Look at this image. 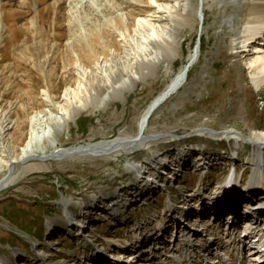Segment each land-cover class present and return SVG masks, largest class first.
<instances>
[{
  "label": "rangeland",
  "instance_id": "rangeland-1",
  "mask_svg": "<svg viewBox=\"0 0 264 264\" xmlns=\"http://www.w3.org/2000/svg\"><path fill=\"white\" fill-rule=\"evenodd\" d=\"M41 1L42 3L39 0H0V125L8 128H5L4 133L8 138L4 144L6 148L0 144V176L5 172L2 167L7 155L5 151L9 149L10 156H18L19 148L27 140L30 116L45 108L58 111L60 104L65 103L66 87L78 85L80 78L75 67L77 59L70 43L78 42L80 37L89 33L92 37H101L96 42L85 39L76 47L85 65L93 68L97 56H104L103 52L108 50L106 44L109 49L122 48L119 36L111 28L106 29L103 35L100 27L115 18L128 16V22L133 29L140 15L150 11V0H130L129 4L121 6L119 10L116 6V3L119 4L117 0H81L78 10L72 8L66 0ZM192 1L194 4L200 3V0ZM248 1L243 2L246 4ZM212 2L207 0L203 23L199 24L195 16L194 21H190L183 28V43L171 58L169 72L165 71L163 64H159L153 68L154 71L150 70L141 78L132 90L127 89L123 95L111 98L109 105L82 112L57 134L59 146L67 149L85 142L111 140L120 133L135 135L144 110L166 88L200 38V57L188 71L187 84L150 117V129L164 132L165 136L170 137L152 139L156 141L152 142L151 148L165 152L173 149V146H180L187 150L186 154L192 150L206 149V156L209 153L214 154L209 160L212 163L220 161L213 160L215 154L226 155L223 150L227 151L230 147L237 149L236 146H239L242 162L237 165L242 163L241 172L247 170L242 181L238 182L239 186H243L254 168V161H249L247 157L257 149V146L247 142L253 138L254 133L264 132V85L258 89L253 84L248 58L240 53L242 44L238 32L242 28V18L240 21L234 19L231 24L226 23L231 9L224 11L220 9V4ZM87 3H91L93 7L113 10L107 14H93L85 8ZM38 8L41 10L39 14ZM71 20L77 21L72 24ZM50 98L53 103L47 101ZM6 120H11L12 123L6 124ZM203 127L206 131L202 133L199 130L202 131ZM224 130L237 131L234 136L243 137L244 142L238 144L235 139V146L233 141L221 140L222 136L219 134ZM144 146L143 150L134 148L139 151L133 154L122 153L109 159L93 155L53 159L49 163L50 169L26 173L22 179L1 191L0 256H14L16 263L21 260L27 264H72L75 259L87 255L85 243L75 240L71 232L70 238L66 235L69 233H64L62 219L66 220L67 215L61 210L58 201L62 202V196L70 197L74 201H87L91 195H99V186H106L112 191L127 187L132 178V169L129 170L126 163L144 162L152 158V150L147 149V145ZM198 156L200 157L196 155ZM177 160L181 165L184 164L183 158ZM155 166L159 167V164ZM211 169L209 174L195 175L190 172V166L181 167L179 173H185L179 179L182 185L187 183L184 185L188 189L196 183L204 182L206 185L200 186L210 189L226 182V169L219 167L217 163H213ZM150 190L147 189L145 194ZM178 191L174 188V198L184 192L183 189ZM238 194L237 190L230 197L235 201L226 203V207L236 206ZM133 196V202L136 200V212L132 218L134 217L135 223L140 222L139 225L147 224L145 232L150 233L148 230L154 228L151 223L155 224L156 215L164 221L169 197L162 190L157 191L156 195H144L141 202L137 199L142 195L137 194L136 197L132 194L131 197ZM71 207L76 206L72 204ZM93 217L90 220L93 227L87 228V236L97 239L99 246L108 244L114 249L119 246L118 242L108 240L107 235L112 232L120 243L126 242L124 230L115 235L116 227L110 221L106 222L101 215L98 217L94 214ZM48 218L56 219L54 232L48 231ZM90 218L89 216L88 219ZM25 234H28L31 241L24 237ZM41 256L45 259L41 260ZM51 257L54 261H50Z\"/></svg>",
  "mask_w": 264,
  "mask_h": 264
},
{
  "label": "bare ground",
  "instance_id": "bare-ground-1",
  "mask_svg": "<svg viewBox=\"0 0 264 264\" xmlns=\"http://www.w3.org/2000/svg\"><path fill=\"white\" fill-rule=\"evenodd\" d=\"M39 1L42 3L41 0ZM66 1H68V3L70 2L72 8H76L77 10L79 9L78 4L79 2H81V0ZM212 1L213 4H215L216 2L217 4H220V9L224 11L231 9V13L228 15V20L226 23L231 24L234 19L236 20L237 18L238 21H240L242 18V28L238 32L242 44V50H240V53L246 59L248 58L247 63L252 70L253 84L256 85L258 89H261L264 85V1L260 2L257 0H249L248 2H246V4L243 2L244 0ZM117 2H119V4L116 3V6L119 10L121 9V6L124 7L126 4H129L130 0H117ZM206 3L207 0H200V3L198 4H194L192 0H150L148 7L150 8V11L152 13H150L149 11L150 14L146 13L140 15V17L137 19L136 24L133 26V29L131 28L130 22H128V16L125 18L118 17L111 22L109 21L104 23L103 27H100L102 29L103 35L104 33H106V29L109 30L111 28V30L115 32L117 36H119V40L122 43V51H120L121 49H109L108 44H106L108 50L103 52L104 56H97V60L93 68H89L85 65L81 53L76 49V47H78V45H81V43L85 41V39L89 40V42H96L101 37H92L89 33V35L86 34L83 37H80L78 39V42H71L70 46L73 47L77 59L75 67L77 69V75H79L80 78L78 85L76 87H66V91L64 93L65 103L60 104L58 111L55 112L50 108H45L42 110H37L33 115L30 116V126L27 136L28 138L24 142L22 147L19 148L20 153L18 156H10V152L8 151L9 149L5 151L7 152V155L5 157L6 160L2 164L5 172L0 176V184H2L0 192L15 184L16 181L22 179V177L26 173L37 170L50 169L49 163L53 159L62 160L67 159V157L79 158L83 157L84 155H93L95 157L100 156L109 159L113 156H119L122 153L133 154L136 151H139L134 148L143 150L142 148H145L144 145L148 146L147 149L152 150L151 163L145 165L146 172H148L149 174L146 176V178H144L143 181H141V183L137 182V185H134V183L132 182L131 185L129 183L127 187L122 188L121 190L113 189V191L112 189H108L106 186L105 188L103 186H99V195H91L88 200L84 202L74 201L72 198H68L66 196H62V202L58 201L61 205V210L67 215L66 220L62 219V227H64V233H73L71 235L75 238V240L81 241L82 244L85 243V254L88 253V256H84L89 260H83L84 256H81V258L75 259L72 264H108L105 258H99L95 256V254L98 252L97 248L101 246H99L97 239L93 240V238L87 236V232L89 230L85 227L87 220L86 218H84V216L93 217L94 214L98 217L99 215H101L104 217V219L110 221L111 225H113L114 228L116 227L115 232L117 233L115 235H119L122 230L125 231L124 236L126 239L124 240H126V242L124 244V247H126L130 243H135L134 252L135 250H137L138 255H140L141 260H138V263L140 264L143 263L139 261H144L146 257L148 259L149 257L156 259V262L154 264H179V262H184V257L189 256V254L187 253H189L191 249H194L195 245H200V247L204 245L201 238H195L193 236L191 237V239L182 238L183 240L180 241V243L184 245V249L181 251L176 250L175 253H173L174 248L172 250H170V248H168L167 251L165 250L167 249L166 247L171 245L170 242H172V239H170V241L167 240V242H165L166 244H162L164 243L162 240L161 244L157 246L158 250H153L152 254L151 252H149V248L142 249L143 246L141 245V243L143 239L141 236H143V232H145L147 224L139 225L140 222L135 223L136 221L134 220V217L132 218L133 214H135L136 212V202L134 203L132 200L134 196L131 197L132 194H135V196L138 194V196L142 195L141 199H143L145 194L144 190L148 189L149 191L150 187H153V181L157 182L159 180V174L162 173L161 170L166 163L171 167L174 163H176L174 162L175 158H183L185 160V158H187L191 153L190 151H188L190 153L186 154L187 150H185L184 148L177 150L175 149L172 153L166 156H163V153L154 151L151 148V144L153 141H156L160 136L167 139L170 137L165 136L166 134H164V132L150 129V127H152V125L150 126L149 124L151 118L149 117L150 119H148L147 121L146 116L160 97H164L170 94V98L174 93L178 92L187 84L189 75L188 71L199 60L200 47L192 48L190 50V52L187 54L186 62L179 68L177 73L172 76V79L167 84L166 88L158 93L153 100H151L150 104L147 106V108L142 113V116L140 117L141 119L139 121V129L135 133V135L120 133V135L111 140L104 139L97 141L96 143L85 142L78 146H71L67 149H63L58 144L57 134H59L71 120H74L79 115H81L82 112L89 110V108H94L95 110H97L104 105H109V101L111 100V98L115 99L117 95H123L127 89L132 90L134 86H136V83L140 81L141 78H144L150 70L154 71L153 68H155L157 65L163 64L165 71L169 72L172 65L171 58L175 56V54L178 52V49L182 46L183 43V28H185V26H187L190 21L192 23L195 16H197L199 24L205 21ZM82 6H84L83 3ZM85 8L93 14L94 12H97V15H99L100 13L107 14L111 10H113L111 8L105 7H93L91 3L85 4ZM40 11L41 10L38 8L37 13L39 14ZM73 21L76 22L77 20H71L72 24L74 23ZM190 61H193L194 63L189 66V69L186 72L187 64ZM47 101L53 103L52 98L47 99ZM6 122V124L12 123L11 120H6ZM5 126L0 125V144L3 148H6L4 144L6 139H8L4 134L6 132V129H8ZM205 129L206 128L203 127L202 131H199L203 133L206 131ZM146 130H148V134L145 133ZM221 133L222 134L219 135H226V137H228L227 139L231 140V142H234L235 139L237 141H239L240 139L244 140L243 137L241 138L234 136L236 135L237 131L224 130ZM154 138L156 140H152ZM1 140L4 141L2 142ZM239 143L240 142H238V144ZM249 143L253 144V146H257V149H254L253 154H250V156L247 157L249 161H254V168L252 171V175H250V177L246 179V182L243 185L242 189L246 187L247 183H250L252 181L251 184L255 185L253 187L255 189L251 190L252 193L249 194V197H259V200L262 201L264 200V132L254 133L253 138L249 141ZM236 147L238 150L239 146ZM50 149H52V151H50ZM158 153H160L159 158L158 156H156ZM169 155H171L172 157H169ZM198 155H200V157L195 156V160L198 161L197 163H200L198 166H201L203 163L201 162V159H208V157H210V154L206 156V151H201V153H199ZM232 155L233 154H231V156ZM215 156H217V154H215ZM231 156L221 154L218 156V159L222 158L226 162L229 160L232 161L231 159H235L236 154L233 155V157ZM240 162H242V160H240ZM157 163L159 164V167L155 166L157 165ZM216 163L218 162H215V164ZM126 164L127 167L129 166V170L132 169V171L134 170V172L139 171L140 169V165L136 163L128 161V163ZM153 166L155 167L153 168ZM240 166H242V163L240 164ZM11 168L14 169L11 175L7 177V174ZM179 170L180 169L177 168L175 169L177 174ZM170 172L172 171H169V173ZM240 172L241 170L238 173L239 176L241 175ZM245 172H247V170L244 171L243 174ZM173 174L174 173L172 172V174L170 175ZM174 176H176V174H174L173 177ZM239 176L238 178H240ZM226 185H228V183L224 182L223 184L220 183L216 185V187H212L210 189L208 188L205 190L202 188V186H199V188H197L195 191H192L190 195L195 196V198L199 202L202 201L203 196L208 198L212 202V199L214 198L216 205L215 208L213 206V213L216 212V220L219 221L221 220V218H226L218 213V211L227 208L225 207V205L221 204V201L224 198L229 197L228 194H222L223 188L226 187ZM190 195H186L184 192H182V194L180 193L179 196L175 199L177 206H184L188 208L191 205V203H189ZM170 202L171 198L169 197L166 202V209L170 207H168ZM251 203L252 202H249V209H251ZM72 204L78 207L79 211L81 212L74 213V211L70 208V205ZM94 205H97V208H95ZM91 206L93 207V210L89 211L88 209L91 208ZM257 209L261 210V208H259L258 206ZM186 211L185 214H188V212ZM171 213L172 212H169L168 215H170ZM175 214L176 213H173L169 217V220H172L175 217ZM178 215V218L185 220L186 215H184L183 212L179 211ZM79 217L84 218L83 221L80 220L79 222ZM155 218V224L158 227V231H154V233L158 234L157 240H161V234H164V228L167 225L165 224L164 226L163 218L158 219L157 215ZM55 222V218H48L47 227L49 232H54V229L56 228ZM76 223H80V226H83L82 233L80 228L76 226ZM148 224L150 225V223ZM151 224H153V227L155 228L156 225L154 224V222ZM205 226V234H208L210 238L217 239L219 237L209 225L206 224ZM112 233H109L107 235L108 240L112 242L116 241L121 244V241L115 239L113 236L114 233ZM153 235L155 234H153L152 232L150 236L147 235V238L145 239H152ZM86 236L87 240L85 242L84 240ZM167 237L169 238L168 235ZM233 242L234 240L230 238L226 241V243L224 241L220 242V245L222 244V246H224L225 248H229L232 246ZM161 247H164L163 251H159ZM153 248L155 247L153 246L152 249ZM90 252L91 257L89 256ZM116 254L112 255L115 257V259L123 260L128 257L129 259L126 260L127 262H131L133 260H136L137 258V256L135 257L133 252L128 253L127 255H121V253H118L117 255ZM259 257L261 258V256ZM205 259L207 260V257H205ZM13 260L14 256L11 258L0 256V264H8L9 261L12 262ZM197 261L198 264L203 263V260L201 262H199V260ZM193 263L195 264V262ZM16 264H27V262L24 263L21 262V260H18ZM204 264H207V262H204Z\"/></svg>",
  "mask_w": 264,
  "mask_h": 264
},
{
  "label": "water",
  "instance_id": "water-1",
  "mask_svg": "<svg viewBox=\"0 0 264 264\" xmlns=\"http://www.w3.org/2000/svg\"><path fill=\"white\" fill-rule=\"evenodd\" d=\"M199 44H200V38H198V43L196 44V47H195V48L199 47ZM192 63H194V62H193V61H190V62L187 64L186 72H187V70L189 69V66H190ZM169 96H170V94H168V95H166V96H164V97H160V98L157 100V102L153 105V107H152V109L150 110V112L147 113V116H146V120H147V121H148V119H150L149 117H151V116L157 111V109L163 104V102H164L167 98H169ZM147 121H146V122H147ZM141 135H142V134H141ZM139 138H140V137H139ZM139 138H138V139H139ZM13 169H14V168H11V169L9 170V172H8V174H7V177H9V176L11 175ZM1 187H2V184H0V188H1Z\"/></svg>",
  "mask_w": 264,
  "mask_h": 264
}]
</instances>
